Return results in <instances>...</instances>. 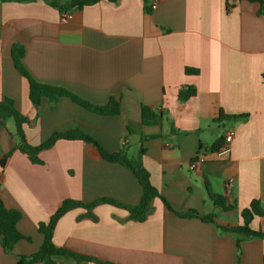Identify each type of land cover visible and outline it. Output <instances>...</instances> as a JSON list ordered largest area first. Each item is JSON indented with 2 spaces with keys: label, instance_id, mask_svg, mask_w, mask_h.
I'll return each mask as SVG.
<instances>
[{
  "label": "crops",
  "instance_id": "obj_1",
  "mask_svg": "<svg viewBox=\"0 0 264 264\" xmlns=\"http://www.w3.org/2000/svg\"><path fill=\"white\" fill-rule=\"evenodd\" d=\"M151 3L146 13L143 0H98L73 8L62 20V13L42 0H0V100L13 99L28 118L27 142L36 145L52 132L77 128L114 152L126 138L129 154L148 170L170 206L155 198L141 222L109 203L94 206L95 221L76 207L57 220L53 243L115 264H264V237L244 239L237 248L235 236L214 222L177 215L193 209L213 213L219 224L236 225L251 200L264 209V15L247 0ZM15 44L24 47L21 62L35 81L65 88L94 105L117 98L119 113L99 115L67 97L54 103L42 97L35 108L27 80L13 64ZM185 66L198 73L186 74ZM188 85L195 95L179 102V90ZM142 104L163 111L162 124L144 125ZM220 110L246 117L219 127L213 119ZM230 128V150L219 156L210 147ZM13 134L8 119L0 126V159L16 143ZM87 148L83 140L59 139L39 152L41 163L17 149L10 152L0 167V200L20 211L17 229L29 239L9 252L0 242V264H15L19 255L39 249L43 235L37 225L63 199L139 202L141 186L133 173L120 163L90 158ZM196 156L201 160L190 169ZM205 180L234 207L215 208ZM251 226L264 231V217H254ZM53 259L97 264L62 255Z\"/></svg>",
  "mask_w": 264,
  "mask_h": 264
},
{
  "label": "trees",
  "instance_id": "obj_2",
  "mask_svg": "<svg viewBox=\"0 0 264 264\" xmlns=\"http://www.w3.org/2000/svg\"><path fill=\"white\" fill-rule=\"evenodd\" d=\"M2 1H17L27 2L34 0H2ZM45 3L55 7L59 12H68L73 8L80 9L85 5H90L98 0H42ZM116 1V0H111ZM144 1V10L146 13H150L153 9V5L148 4V0ZM250 2H256L258 4L257 14L264 15V0H247ZM226 5L227 2H226ZM167 30V29H165ZM12 59L15 69L27 80L28 83V96L35 108L38 107L39 101L42 97L48 99L50 103H54L60 97H67L72 102L85 108L88 111L99 115H116L119 113L120 102L117 98L110 97L108 102L104 105H94L71 93L70 91L60 86L47 85L35 81L24 68L21 60L24 55V47L21 44H15L11 49ZM186 74L195 75L198 73L197 68L184 67ZM264 80V73L262 74ZM196 90L193 86H185L178 92L177 99L179 102L187 100L189 97L195 95ZM243 114H227L222 110L219 111L216 118L213 121L222 127L225 122L233 119L245 118ZM12 119L14 122V136L17 141L9 152L4 154L0 159V167L3 168L6 162V158L10 152L17 149L25 153L28 159L32 163H41V159L38 154L41 150L50 148L57 140H83L88 144L87 155L92 159H102L108 162H116L127 167L135 176L141 186V197L136 205H125L115 201L112 198L101 197L91 202H82L71 198L63 199L57 209L50 215L47 221H41L38 223L37 228L43 235V241L37 251L27 255H19L15 264H57L53 259L56 255H62L65 257H72L77 262L86 260L93 261L97 264H115L110 261H103L90 255L79 254L73 252L67 248L57 246L53 243L52 233L55 224L59 217L68 210L76 207H83L87 210L84 217L93 221L97 219V215L92 211L94 206L98 203H109L118 207H122L128 212V219L133 221H144L153 210L152 202L155 198H161L166 207L170 208L169 204L160 196L157 188L151 183L148 170L142 165L140 161L131 156L128 152V148L125 144L118 151L110 152L105 150L96 140L89 135L81 132L77 128H72L67 131H55L52 132L48 138L43 142L32 145L27 142L23 125L28 121V118L23 115L15 106L13 99L9 97H3L0 100V126H6V121ZM140 119L144 125L162 124L165 120L164 112L156 110L148 105L140 106ZM169 129L174 132L173 124H170ZM223 141V135H221L214 144L210 147L211 151L217 150ZM1 175V174H0ZM205 187L207 189L208 197L211 200L215 208L221 210H229L234 207V204H229L227 198L220 194H216L210 191L208 183L205 180ZM177 215L181 217H199L204 221L214 222L216 226L222 232H229L235 236L236 246L239 248L240 242L249 238H263L264 231L260 228H253L251 222L254 217H264V209L259 205L258 200L253 199L248 206L244 207L240 211L241 222L236 225L219 224L215 221V215L199 213L193 209L177 212ZM21 213L16 208L6 207L0 200V242L1 247L5 252L12 250L14 244L21 239H29L23 235L17 229V221L20 219Z\"/></svg>",
  "mask_w": 264,
  "mask_h": 264
},
{
  "label": "built area",
  "instance_id": "obj_3",
  "mask_svg": "<svg viewBox=\"0 0 264 264\" xmlns=\"http://www.w3.org/2000/svg\"><path fill=\"white\" fill-rule=\"evenodd\" d=\"M71 17V14L70 12H63L62 13V16H61V19L62 20H66L68 18ZM233 134H234V131L233 129H227L223 132V141H222V144L220 145V147L215 150L214 152L221 156V155H224L226 153L229 152L230 150V143L232 141V138H233ZM122 144H127V139L126 138H123L122 140ZM200 157L199 156H196L193 160H191L190 164H189V168L192 169L194 168L196 165H197V162L199 163L200 161ZM232 184V179H228V181H226V189L227 191H229V188Z\"/></svg>",
  "mask_w": 264,
  "mask_h": 264
}]
</instances>
